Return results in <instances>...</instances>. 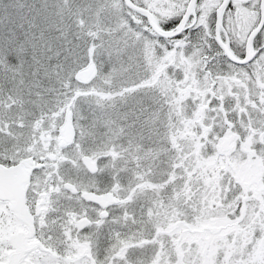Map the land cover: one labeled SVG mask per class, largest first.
<instances>
[{
	"label": "snow or ice",
	"instance_id": "1",
	"mask_svg": "<svg viewBox=\"0 0 264 264\" xmlns=\"http://www.w3.org/2000/svg\"><path fill=\"white\" fill-rule=\"evenodd\" d=\"M0 264H264V0H0Z\"/></svg>",
	"mask_w": 264,
	"mask_h": 264
}]
</instances>
